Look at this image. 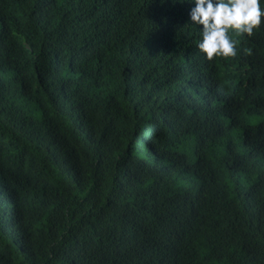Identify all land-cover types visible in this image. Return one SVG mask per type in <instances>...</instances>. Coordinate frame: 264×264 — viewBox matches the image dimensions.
Listing matches in <instances>:
<instances>
[{
	"label": "trees",
	"instance_id": "trees-1",
	"mask_svg": "<svg viewBox=\"0 0 264 264\" xmlns=\"http://www.w3.org/2000/svg\"><path fill=\"white\" fill-rule=\"evenodd\" d=\"M193 6L0 0V264H264V18Z\"/></svg>",
	"mask_w": 264,
	"mask_h": 264
},
{
	"label": "clouds",
	"instance_id": "clouds-1",
	"mask_svg": "<svg viewBox=\"0 0 264 264\" xmlns=\"http://www.w3.org/2000/svg\"><path fill=\"white\" fill-rule=\"evenodd\" d=\"M192 24L202 26L197 48L206 58L236 55V41L230 31L251 37L264 18V0H190Z\"/></svg>",
	"mask_w": 264,
	"mask_h": 264
},
{
	"label": "rangeland",
	"instance_id": "rangeland-1",
	"mask_svg": "<svg viewBox=\"0 0 264 264\" xmlns=\"http://www.w3.org/2000/svg\"><path fill=\"white\" fill-rule=\"evenodd\" d=\"M261 121L263 122L264 121V118H262V117H252V118H250V122L253 125H257ZM234 137L236 138V140H238L240 142L241 139H242L241 131L240 130L239 131H236Z\"/></svg>",
	"mask_w": 264,
	"mask_h": 264
}]
</instances>
